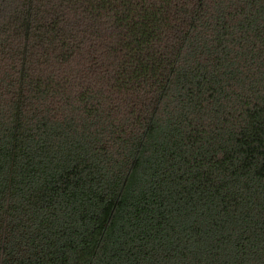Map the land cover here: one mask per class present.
<instances>
[{
	"label": "trees",
	"instance_id": "trees-1",
	"mask_svg": "<svg viewBox=\"0 0 264 264\" xmlns=\"http://www.w3.org/2000/svg\"><path fill=\"white\" fill-rule=\"evenodd\" d=\"M0 264H264V0H0Z\"/></svg>",
	"mask_w": 264,
	"mask_h": 264
}]
</instances>
